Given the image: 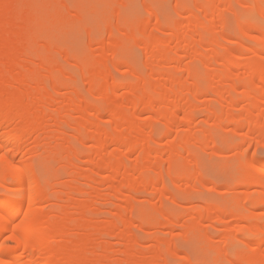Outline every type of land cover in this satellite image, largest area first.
Masks as SVG:
<instances>
[{"label": "bare ground", "instance_id": "bare-ground-1", "mask_svg": "<svg viewBox=\"0 0 264 264\" xmlns=\"http://www.w3.org/2000/svg\"><path fill=\"white\" fill-rule=\"evenodd\" d=\"M1 1L2 0H0V4H1ZM11 1L14 2V0H11ZM15 1H17V0H15ZM205 1H206V4L205 5L202 4L203 6H202L201 10L204 11L205 16L203 17V20L205 19L206 23L202 22L199 19L200 17L199 18L196 17L197 15L193 14L194 12L192 11V9H189V11L184 9L185 10L184 13L185 12L187 14H188V12L190 13L189 23H186L187 25L183 28L180 27L183 30L178 31V33L175 34L174 39L172 40L173 42L168 40L166 37H164L168 33L166 32V28H163L164 26L162 27L160 24L157 25V28L155 30L159 34V36L156 37V36H150V35H144L143 34L137 38L138 42L140 44H143L147 41H151V39L156 40V42H155L156 46H154L155 45L154 41L152 42L154 44L153 46L155 49L148 50L149 51L148 56L150 57V62L147 64V70L149 71V76L151 78H156L160 81L159 84H154L148 78L142 77L140 70H136L135 68L130 67L126 63H124V65L126 64L125 67H127L128 69L126 70L127 72L126 71L125 72L128 73L133 78L132 81L127 82L126 84L121 83L120 80L115 78L113 75L114 69H116L118 66H120L123 63L114 64L113 65L114 68H112L107 63L97 62L96 66L94 68H92L90 71H88V70L86 71V73L88 72L87 74L84 72V70H82L83 73L86 74V78H88V76H91V79L89 81L90 82L89 95L96 96L99 98L101 103L98 105L90 104L89 103V97L86 95H81L78 92V87H79L78 82H74L73 84H70L67 86H62V85L57 86L55 84H53V86H47L46 85L47 83L45 80L41 79L40 77H37V74L35 73L34 69L31 70V68L28 67V68H26V70H27L26 73L23 72V74L22 73L18 74L20 71L16 73L15 69H14L15 67L16 68L17 67L25 68L27 66H23L22 63H20V60L17 58V61H15L13 64L10 63L11 65H13V69H12V66L8 62L7 63L4 62V61H6L4 59L5 58L4 55L7 57V55L12 53L13 51H17L18 53L21 52L20 54H22V52H23V54H24L23 47L19 46V45L17 46L14 43V41L13 42L8 41V42H6V44L4 43V46L0 49V185L2 186V188L4 187L7 189L8 184L11 183V186L13 184V186L18 188L20 190V192L21 191L23 192V194L21 193L23 196L21 195L19 197L17 195L18 196L17 197L15 195L16 196L15 197V196H10L7 193L10 197H6V196L0 197V206H3L4 210L7 211L9 214L8 217H5L2 213H0V260L7 259V261H9L10 264H61V263L62 264H110L109 263L111 260L110 258H112L111 256L113 255V254H111L112 246L111 245L110 246L102 245L103 243L101 242L102 241L101 238L103 239L104 237L110 236V233H112L113 230H115V229H119L120 225H122L123 227L121 226L122 231L119 230V232H122V235H124L125 237L130 239L127 242L126 248L122 253L124 256H126L127 260L129 258L132 259L131 257L133 255V251L135 252L136 248L138 246L137 242H134L136 240L133 241L131 239L132 236H130L131 238L128 236L130 234L129 230L131 229V226H134V225H132V221L130 219H127L128 216L123 215L124 214L123 211H122L123 214H120L119 218H118L120 221V223H119L120 225L118 224L119 221H117V222L115 221V222H111V223L109 222L110 223L109 227H106L102 224H99L98 222L96 224H90L91 222L89 221L88 218L91 217L92 215L97 214V213L95 212V214H94L95 210L93 211L92 210L93 208L91 209L92 211L89 209H83L84 206H82V204H80L79 202L75 203V207L73 206L74 205L73 203H72L73 205L70 206L72 208L74 207L75 210H78L77 213H74L72 211L74 214H70V212L67 211V212H69V213H67L65 209H62V211H60V209H61L60 208L59 210L54 209V210H56V212L57 211L59 212L57 216L53 215V217H52L50 215V217L49 216L47 217V215L45 213L47 212V214H48L49 211H47V210L45 211L46 208H42V206H43V204L46 205V203H44V202H47V200H48L47 199L48 198L47 193H49V191H51V189L49 191H47L46 181H45V184H46V188H45V186H43L45 184L42 185V181L40 183V182H38V180L36 178L33 177V176L36 177V175H34L33 168L29 167L28 164H25V161L20 162V163L17 162V160H18L17 154H18L20 148L25 145L26 141L34 135H36L37 137L33 141L32 144L39 147L40 141H43V139L40 140L39 136H41L40 134H44V133L47 134V132L50 131L49 127L51 129H52V127H54V129H52V130H54V132L56 133L57 136H60L58 138H60V140H61L60 145H62V148H58L59 145L56 144V142H54V140H50V143H49L50 146L47 145L49 148L46 147V150H48V152L50 153V155L52 157L51 161L55 162V160H53V157L55 159L58 155V157H57L58 159L61 157L60 158L61 161L62 162L65 161V163H63V164H66V165H64V167L66 166V169L71 170V171H69L70 173L67 174L69 176V180L65 184H62L63 185L62 186V192L63 193H62V195L60 194L62 197L63 196L65 197L66 193L68 195L71 194V196H72V194L75 196V194L77 195L79 193L77 195L78 197H80L82 194L84 197V194L86 195L87 192L93 193V192L97 191V188H99L98 185L100 184V178H103V177L106 180V185L111 187L112 182L117 181V177L121 176L123 178V180L120 182L119 186L116 185V186H118V190L120 189V192H121V189H126V190H128V192L132 196L140 195L141 192L143 193L146 190V188H149V187H152L153 189L155 187L156 190L158 192L160 191L161 193L168 191V189L170 187L168 188V185L164 183V177H165V181L167 178H168L167 180H169V178L171 177L169 182L170 181L173 182L172 176L174 174H175L174 175L175 177H173L174 181L176 183L179 181V183H177V184L180 187H183L180 185V181H182L183 184H185V182H186V184H187V182L189 184L190 182L192 183L193 181L194 182L196 181L195 179L197 178V175L199 173L197 170L196 171L198 173L195 171L196 168L194 166L196 164H194V162H191L193 165L190 163L191 164V166H190L189 163L188 164L186 163L188 161H194V160H190L191 159L190 150L192 149V148H189L191 146L190 144H189L190 145L189 147H185L183 144L177 143V142L171 140L172 143L170 142V144H169V142H168V144L165 142L166 143V147L164 146L165 148L160 147L161 145H159L160 142H163V139L168 140L171 137L173 138V133L178 128L179 120L181 118V114L185 115L184 117H182V118H184V121H185L184 127H186L188 129V131L191 130L192 125L195 122L194 120L196 118L195 117L196 116L195 110L200 109V108H198L200 106L196 107V105L198 104L196 101L197 100L196 98L199 99L200 97H203L206 95L213 96L214 98L216 97L217 100L223 98V91H221L219 89L212 91L211 90L212 88L209 85L203 86V83H202V87H201L200 85H198L201 83H198V84L196 83V85H195V86H197L196 88L194 85H193L194 87L190 86L188 80L185 79L186 77L184 78V74L185 73L190 74L192 64L199 67V65H196V64L201 63L202 67L205 68L208 66L207 65L208 59L214 60L215 61L214 63H216L218 66L220 65L222 67H221V69L220 68L217 69L218 70V72L216 71L217 73L212 74V76L210 75L209 77L210 78L212 77L211 79H213V80L216 77V78H218L219 83H223V84H225L224 82L228 81V79H230L232 75L234 76V72L236 70L239 71V69L240 70L245 69L246 71L243 70L244 72H246V74H244V75L246 77H248L250 80L249 79L247 80L245 76L243 78L240 77L241 78V80H240L239 77L236 75L238 77L237 79H239V80L235 79V82L238 83V82H241V81L246 79V82L245 81L244 82L247 83V81H250L249 83H247V84H250V86L248 85L250 87V89H254V88L257 89L258 94H259L258 98L254 101V104L252 105V107H254V109H252V111L254 110L253 116L257 120H259V122L257 124L255 123L254 126H250V129L252 130L255 128H264V111L262 110V107L264 105V95L262 94L264 92V37H257V41H256L257 47L255 46L256 47L255 49H252V47L250 49V48H247L244 46V44H246V42H248L250 40L253 41L252 40L253 39V32L258 31V32H261V34H262L263 30H262V28L260 29L257 26L256 27L254 26V27H252V29L249 32L246 33L244 31L243 32L244 34H242L241 39H239L238 42L235 43L238 47L233 48L234 43L232 44V42H229L228 40L226 41L228 34L225 33V30L228 28V26H227V28L225 29V24H226V22L228 23V20L230 22V17L227 20L228 15L226 16L224 14V11L222 9L221 10L219 9V7H221L223 2L221 1L222 3L220 5L219 0H218L219 3H217L216 1L214 2L213 0H205ZM253 1H254V4H252L251 7L255 6V7H252V9L255 10L259 7V5H261L260 1L262 2L263 0H253ZM3 2H2V4H3ZM201 2H202V0H201ZM222 6H224V4ZM1 7H3V6H1ZM1 7H0V9H3ZM225 7H227V6L225 5ZM223 9H225V8H223ZM227 9H228V7H227ZM227 9H225V10L229 11L231 9L230 11L232 12V11H234L235 7L230 4L229 9L228 10ZM219 10L221 11L220 14H219ZM13 11H11V13L10 12L7 14L5 13V15H4V13L2 14L1 13L2 11L0 10V26L4 25L3 23H6L7 22L6 20L8 18H12V19L14 18V20H15V18H16L15 15H18L17 17H19L18 13L13 15V13L17 12V11H14V12ZM216 11H218V12L216 13ZM11 14H12V17H11ZM216 14H218V15H216ZM6 15H10V16H6ZM153 16H154V18H158L157 16L155 17V15L152 14V17ZM158 16H159V14H158ZM185 16H186V14H185ZM261 16L264 17V12H262V11H261ZM209 17H214L213 21L210 19L207 20ZM19 19H20V17H19ZM19 19H16L18 26L14 25L15 27H13V30L11 27V29L3 30V32L0 31V34L8 32V34H11V35L13 34L14 37L22 35L21 33H22L23 29L21 27L23 24L21 23L22 19L21 20H19ZM18 21H21V22L19 23ZM26 21H29V20H26ZM26 21H25V23H26ZM209 21H211V23L207 24V22H209ZM217 22L219 23L221 28H223L221 31V35H219L220 38L218 36V39H216V37L214 36L215 32H213L211 30V29H215V28H217V26H219V25H216ZM26 29L24 28V30H26ZM220 30L221 29H219V31ZM230 31H232V30H230ZM233 31H235V30H233ZM27 33H28V30H27ZM104 33H105V31L101 32L102 36L98 42V48H99V52H100L99 55L101 58H103L104 55H106L109 50H114V52H115V50H117V49L119 50V48L121 49V47L123 46L119 41L114 39L113 36L111 37L112 33L109 36L112 38V42H110V43L105 42V36H104L105 34ZM232 34H234V33H232ZM28 35H26V37H28ZM26 37L24 36V38H26ZM17 39H18V37H17ZM26 40L28 41V38ZM243 42H244V44H243ZM19 43H20V41H19ZM29 43H30V41H29ZM172 43L174 46H172ZM27 44H28V42H27ZM248 44H251V43H248ZM247 46H249V45H247ZM26 48H27V46H26ZM28 50H29V48H27V51ZM30 51H31V48H30ZM232 52H234L235 54L237 53L236 55H238V56H234L236 58L233 60L228 58L229 57L228 55L232 54ZM246 52H252L254 54V57L250 61H248V62L246 61L243 64L242 63L243 61L241 62V58H244L243 55H245L244 53H246ZM26 53L28 54V52H26ZM122 53H123V51H122ZM181 53H184L185 55L183 56V55H181ZM205 53H208V55H206ZM116 56H118V55H116ZM246 56H247V54H246ZM24 57H25V55H24ZM182 57L183 58L187 57L189 60H191L192 61L191 64L190 65L187 64L184 66L183 62H182L183 61ZM202 59H204V60H202ZM189 60H187V61H189ZM99 61H100V59H99ZM123 66H120V67L123 68ZM194 68H196V67H194ZM28 69L31 70V72ZM112 69H113V71H112ZM198 69L199 68H196V70H198ZM22 70L24 71V69H22ZM102 71H105V72L110 71L113 76L109 75V74H111L110 72L109 73L106 72L107 74H105ZM243 71H242V73H243ZM199 72H200V70H199ZM85 74L83 75L84 77H85ZM239 74H240V72H239ZM201 76H202V73H201ZM22 77H24L23 82L25 80L27 82L25 81L26 83L24 82L25 84H22L23 82L21 80L20 88H19V86H18V89L14 88V83L19 84V82H20L19 78H22ZM258 77H259L260 82L255 81L256 82L255 83L254 80ZM194 78H196V76H194ZM195 80H198V78ZM226 84H227V82H226ZM230 84H232V83H230ZM242 84H243V82H242ZM191 87H193V89L194 88L197 89V92L196 91L193 92V93L196 92L197 94L192 93L193 90L191 89ZM63 89L68 90L70 95L68 97L65 96L66 98L63 97L64 99H62L61 101L59 99V102H60L59 103V102H57L58 96L62 92L61 90H63ZM228 89L229 90L227 91V93L231 94L233 91H235L236 86L234 85V86H232V88H228ZM190 90H192V91H190ZM228 94H227V96H228ZM247 96H248L247 94H244L242 98L244 99ZM217 100H215V101H217ZM207 101H205V102H207ZM240 101H239V103H240ZM56 102L58 104H60V105H58V110H57L58 115L53 116L52 114L48 113L47 111H48V109H50L49 107L55 106L54 104H56ZM103 102H108V103L110 102L111 107L108 105L105 106ZM235 103H237V105H238V102H235ZM225 106H226V104H225ZM235 106H236V104L234 105V103L232 101L229 102V104L226 108V112L224 113V115L226 117L225 121H227V119H229V118L231 119V117H233V114H234L233 112L235 110H237L235 108ZM241 109L243 111V108H241ZM25 110L27 113L25 112ZM70 111L75 112L80 117L81 121H70V120H68V118L66 119V116H67V114L70 113ZM223 111H225V110H223ZM245 111H247V110H245ZM24 113H25V115L28 114L27 118L24 115ZM144 113L153 114V117H149L150 119H149V122L147 121V124L145 125L146 127L145 126L143 127L142 124H144V123L139 124L140 123L139 122V119H140L139 116H141ZM243 114H244V112H243ZM250 115H252V114H250ZM213 116H214V114H213ZM105 117H108L107 121H105ZM205 117H206V114H205ZM16 118L17 119L22 118L21 122L18 123ZM215 118H217V117H215ZM220 118H222V117H220ZM233 118H235V117H233ZM236 119H238V118H235V120ZM49 121L52 122L53 124H49ZM242 121H243L242 119H239V121L233 122L234 123L233 124L234 125L233 132L234 131L235 132H239V131L242 132L245 129L246 123L244 122L245 124H243ZM196 122H197V120H196ZM204 122H205V120H204ZM253 123H251V124H253ZM156 124H159V125H156ZM215 125H218V124L216 123ZM215 125L213 126V128L211 130L214 129ZM197 126H198V124H197ZM147 127L149 128V131L151 130L150 131L152 133L151 136H153L154 134L155 135L151 138L149 137L148 139H143L141 137L142 136L141 131L144 129H146V131H147ZM248 127H249V125H248ZM47 128L49 130H47ZM181 129H183V128H181ZM250 129H249V131L247 130L248 131L247 134H244V135L241 134L242 135L241 142H240V149L241 150L244 149L245 145L248 143V141L252 137L253 131H251ZM200 130H202V129H200ZM215 130H218V129H215ZM69 131L70 132L73 131L74 132L73 134H76L75 136H77L78 139H76L77 137H75V139L77 142H80V145H83V144L85 145V143L93 142V141H94V143H96V145L94 146V147H96L95 152H94L95 157H94V154L92 157L87 152L84 153V155L82 156V158L85 159L83 161L85 162V164L88 167V169H86L88 172L85 174L78 171L79 165L77 163L82 161V160H79V157L82 154H80V152L78 150H75L73 148L74 142H71V140L69 139V137L70 136L72 137V135L67 137L68 136L67 134ZM143 132H145V131H143ZM150 132H149V134H150ZM179 132H182V131H179ZM183 132H186V130L184 129ZM190 132L192 133V131H190ZM197 132H199V130L196 131V133ZM213 134H215V132ZM62 135L63 136L67 135V136L63 137ZM144 135L145 134H143V137H144ZM147 136H150V135H147ZM42 137H43V135H42ZM50 137H48V139ZM188 137H189V135H188ZM191 137H193V136H190V138ZM45 139H44V141H45ZM50 139L56 140V136H54V137L52 136V138H50ZM192 139H194V138H191V140ZM31 140H33V139H31ZM187 140H190V139H187ZM195 140H196V138H195ZM176 141H179V140H176ZM182 141L184 142V140H182ZM193 142H194V140H193ZM204 144L207 147L208 143L205 142ZM56 145H58V146H56ZM110 145H114L116 148L114 150V147H113L112 153L111 152L108 153L110 155V156L108 155L109 156V158H108V157H106L107 155H103L101 153H104V151L106 150V147L108 148ZM157 145H159L158 147H160L163 150H161V152L158 151L159 154L158 155L156 154V156H155V153L157 151L156 150ZM205 145H203V146H205ZM183 146L185 149L186 148L187 149L186 150L183 149ZM44 147L45 146L43 144V148ZM247 148H249V146ZM40 150L41 149H39V151ZM180 151L186 152L187 155L186 154H184L186 156L182 155ZM194 151H196V150H193V152ZM197 151H198V149H197ZM249 151L250 150L247 149V154L245 153L243 164H242L243 168L245 169V180H243V181H247V179H248L247 177L249 176L250 171L253 169L255 173L253 175H251V178L249 179V183L251 185H254V184L259 183V182L261 183L262 180L264 181V170L261 169V164L264 163V161L259 162L257 155H256V152H254V154L252 153L253 155H250L248 153ZM65 152H67L66 153L67 156H66ZM200 152H202V151H200ZM135 153H139L140 156L137 158L135 163H133V164H131L132 162L128 163V161H131L130 158L131 157L133 158V155ZM166 153L169 155L167 156ZM37 154H40V153H37ZM63 154H65V158H63L64 157ZM68 154H70V155L68 156ZM102 155H103V157H102ZM154 156H155V158H154ZM180 156L182 157L183 160L180 159L181 158ZM197 157L199 158V156H197ZM18 161H20V160H18ZM51 161H50V163H51ZM56 161H57V159H56ZM34 164H36V163H34ZM55 164H56V162H55ZM166 164L168 167L166 166ZM53 165H52V167H53ZM59 165L61 166V164H59ZM36 166H35V168H36ZM165 166L168 169L167 172H165V170H164ZM192 166L194 167V169ZM52 167H50V169ZM56 167H58V164H57V166H55V168ZM178 167H181L179 169V171L181 173L179 172V174L177 175L176 173L178 171ZM175 168H176V170H174ZM52 169H54V167ZM59 170H62V169H59ZM21 172L24 174L23 180H21L18 176V174ZM56 172H57V170H56ZM151 172H152V175L154 173V176H150ZM59 173L61 174V172H59ZM63 173H65V172H63ZM166 173L169 176L167 178H166V176H167ZM38 174L39 173H37V175ZM60 174H59V176H60ZM54 175L56 177V175H58V174H54ZM135 175H140V179H138L139 180L138 184H133L131 182L132 181L131 179H134L133 177H136ZM60 177L62 178V176H60ZM199 178H201V175ZM199 178H197V179L199 180ZM213 179H214V177H213ZM39 181H40V179H39ZM83 181L90 183V184H87L86 182H84V183H86L84 185H87V186L89 185L90 190L89 189H83V188H82L83 189L82 190V189L78 188L79 187L78 184H80ZM175 182H173L174 185H175ZM182 182H181V184H182ZM52 183L53 182L51 180L50 184H52ZM160 184L167 185V186H162V188H161V187H159ZM177 184L175 186H177ZM188 184H187V186H188ZM195 184L198 185V183H195ZM218 184L220 185V183H218ZM170 185H172V184H170ZM219 185H218V187H219ZM116 186H114V187L117 188ZM158 187H159V189H158ZM190 187H192V186H190ZM8 188H9V186H8ZM49 188H50V186H49ZM172 188H174V187H172ZM106 189H107V187H106ZM184 189L182 188L181 190H184ZM87 190H89V191H87ZM228 190H229V188H228ZM147 191H150V190H147ZM26 192H28V193L26 194ZM60 192H61V190H60ZM64 192H66V193H64ZM153 192H155V191H153ZM117 193L110 194V196L116 197ZM167 193H169V192H167ZM179 193H177V194H179ZM4 194H2V195H4ZM49 194L51 195V193H49ZM57 194H58V192L55 195L57 196ZM118 194L121 195L122 193H118ZM164 195H166V194H164ZM54 196H52V197L54 198ZM52 197H50V200ZM62 197L58 196V198H57L58 202H60L61 200H64ZM89 197H91V196H89ZM130 197H129L128 201L134 199L133 197H131L132 199ZM24 200L28 202V206L26 208V211H25L23 218L21 219V221L18 222L19 216H21L22 212L24 213L23 209H25V208H23V206H22V204L25 202ZM118 200H120V199H118ZM94 201H96V200H94ZM128 201H126L127 204L129 203ZM162 201H163V199H162ZM80 202H82V201H80ZM97 202H99V201H97ZM113 202H111V203H113ZM131 202H133V201H131ZM77 203H79V204H77ZM89 203H91V202H89ZM49 204H51V203H49ZM65 204H67V203H65ZM98 204H96V205H98ZM107 204H109V203H107ZM107 204H106V206H108ZM36 205H39V206H36ZM45 205H44V207H45ZM69 205H71V204L69 203ZM85 205H87V203ZM117 205L119 207V204H117ZM224 206H226V205H224ZM224 206L222 203L221 208L217 207V206L207 207L205 209L206 215L203 214L204 216L203 215L201 217L199 216L200 217L199 220L200 219L203 220V218H206V220H208L207 218H209L210 216H213V215L215 216V214L216 215L221 214L222 219L221 218L220 219L223 222H229L230 219L235 218L237 211H239L240 210L239 208H241L239 201L236 202L235 206L232 205L231 208H229V209L228 208L222 209V207H224ZM241 206H242V204H241ZM260 206H261V204H260ZM24 207H25V205H24ZM65 207H69V206L66 205ZM87 207H89V206H87ZM144 207H146V206H144ZM261 207L263 210V214L259 218H256L255 222L251 225V227L256 228L257 232H259V233H261V232L264 233V228L261 227L263 225V220H264V205H262ZM41 208L44 209L43 210V211H45L44 213H43V211H41L42 210ZM161 208H162V205H161ZM242 208H243V206H242ZM97 209L99 211V208H97ZM147 209H149V208H147ZM54 210H52L51 212H53ZM63 210H65V211L63 212ZM135 210H136V207H135ZM201 210L204 211L203 208ZM158 211H159L158 214L162 215V213H163L162 210L161 211L158 210ZM98 213H100V212H98ZM132 213H134V212H132ZM197 213L194 214L195 216L192 217V220H197L196 219V218H198ZM73 215H75V216H73ZM99 215L102 216V213ZM134 215H136V213ZM95 216H97V215H95ZM116 216H117V214H116ZM125 216L127 218H125ZM134 218H135V216H134ZM90 219L93 220L95 218L91 217ZM146 219H148V218H146ZM168 219L169 218H166V220H168ZM170 219L167 222L169 225L168 227H170L171 224H173L172 226H175L174 222H173L174 220L171 221ZM209 219H211V217ZM220 219L218 218L217 220L219 221ZM244 219H246L245 216L240 214L238 220L244 221ZM10 221H15V223H11V225L9 226ZM138 221H140V219ZM135 222H137L136 219H135ZM209 222H211V221H209ZM166 225L167 224H165V223L163 224L164 227ZM201 225H199V227ZM163 226H161V227H163ZM184 226H183V228H184ZM191 226H193V225H191ZM88 228L94 229L96 231V232H93V234L96 236V237L94 236L95 238L93 237V239H88V238H92V237H87V236L82 234L81 231L83 230V232H84L85 229H88ZM132 228H134V227H132ZM234 229H238L237 226H235V228H233V231H234ZM199 230H200V228H199ZM207 230H209V229H207ZM224 230L225 229H223V232H224ZM71 231H78V233L75 232L76 236L78 237V240H77V238L76 239L73 238L74 237L73 235H72L73 237H71V234H73ZM183 231L185 232V230H183ZM202 231H203V229H202ZM226 231H228V230H226ZM252 231L255 234V231L254 230H252ZM119 232L117 231V233H119ZM202 233H204V231ZM205 233H206V231H205ZM229 233H230V230H229ZM188 235H189V233H188ZM199 235H201V234H199ZM203 235L204 234H202V236ZM184 236H186V235H184ZM8 237H11V239L9 240ZM110 238H112V237L110 236ZM113 238H114V236H113ZM127 238H125V239H127ZM208 238H209V236H208ZM133 239H135L134 236H133ZM99 240H100L101 244L99 243ZM108 242L109 241H107V243ZM188 242H190V241H188ZM200 242H202V241H200ZM190 243L192 244V242H190ZM194 243H196V242H194ZM194 243H193V245H194ZM199 243L197 242L196 244H199ZM82 244L87 245L86 247L88 248L87 252H89V253H87L88 257H86V259L85 258H78V257H81V255L79 256L78 251H81L79 249L83 247ZM202 244H203V242H202ZM261 244H264V238H261L259 242H255L252 239L246 240L245 246H247V248H249L253 251V252H250L252 254V256L249 257L251 264H260V263L264 264V256L262 258L261 257L262 254L259 253V250L261 249L260 248ZM193 245H192V247H193ZM168 246L169 245L166 244V247H168ZM169 248H171V247L169 246ZM173 249H174V247H173ZM205 249H206V247H205ZM72 250H73L74 254H75V252H76V254H78L77 258H74V256H72L73 254H69V252H71ZM98 250H100V252L102 254H100V256H97L98 254L94 255L93 253H95ZM83 251H84V249H83ZM209 251L208 252L206 251V252L209 253ZM221 251H224V249ZM167 252H168V250H167ZM189 252H190V250H189ZM211 252H212V250H211ZM136 253H137V251H136ZM171 253H172V250H171ZM207 253H206V255H208ZM175 254H177V253H175ZM194 254H195V252H194ZM201 254H203V253H201ZM164 255H167V254H164ZM248 255H249V253H248ZM171 256H172V254H171ZM189 256L192 257V254ZM197 256L200 257V259L197 258V260L201 261V256L200 255H197ZM57 257H59L61 262L60 261L58 262L59 259ZM229 257H230L229 255H226L225 261L228 262L230 260ZM243 257L246 258L248 256L245 253ZM81 259L82 260L85 259L84 262ZM170 259H171V257H170ZM207 259H209V258H207ZM56 260H57V262H56ZM141 260H142V258H141ZM128 261H124V263L128 262ZM200 261H198V262H200ZM155 262H157V261H155ZM169 262H171V261H169ZM193 262H194V260H193ZM140 263L141 262H138V264H140ZM160 263L157 262V264H160ZM126 264H130V263H126ZM161 264H163V263H161ZM199 264H201V263H199ZM216 264H217V262H216Z\"/></svg>", "mask_w": 264, "mask_h": 264}, {"label": "rangeland", "instance_id": "rangeland-1", "mask_svg": "<svg viewBox=\"0 0 264 264\" xmlns=\"http://www.w3.org/2000/svg\"><path fill=\"white\" fill-rule=\"evenodd\" d=\"M204 1L205 0H202V2H201V0H17V1L14 0V2H13L11 0L10 1L9 0H2L1 4H0V7L3 6V7H1L3 9H0L2 11L1 13L2 14L4 13V15H5V13L6 14L9 12L11 13V11H13V10L17 11L16 13H13L14 11L12 12L13 15L17 14V13L19 14L20 19H19V17H17L18 15H15L16 16L15 20L16 19H19V20L22 19V22L21 21H18V22L19 23L21 22L24 26L22 25V27H21L23 29V31L21 33L22 35L15 36L16 38L14 37L13 34H12L13 36L11 34H8V32L1 33L0 34V49L4 46V43L6 44V42H8V41H11V42L14 41V43L17 46L19 45V46L23 47L24 54H23V52H22V54H23L22 55V54H20L21 52L18 53L17 51H13L12 53L9 54L10 56L7 55V57H6L4 55L5 58L4 57L3 58L6 60L4 62H6V63L8 62L9 64L10 63L13 64L15 61H17V58H18L20 60V63H22L23 66H27L25 68H23V67H17L16 68L15 67L14 69H15L16 73L19 71L20 72L18 74H20V73L23 74V72L26 73L27 72L26 68H28V67L31 68V70L34 69L35 73L37 74V77H40L41 79L45 80L47 83L46 84L47 86H53V84H55L57 86H59V85L60 86L61 85L67 86V85L73 84L74 82H78L79 83L78 92L81 95L88 96L90 104L98 105L101 103L99 98L96 96L89 95V89H90V87H89L90 82L89 81L91 79V76H88V78H86V74L88 73V72L86 73L87 70L90 71L92 68H94L96 66L97 62L107 63L112 68H114L113 67L114 64L123 63L120 65V66H123L124 63H126L130 67L135 68L136 70H140L142 77L148 78L154 84H159L160 81L156 78H151L149 76V71L147 70V64L150 62V57L148 56V52H149L148 50L155 49L154 46H156V44H155L156 40L151 39V41H147L143 44H140L138 42L137 38L143 34L144 35H150V36H156V37L159 36V34L155 30L157 28V25L160 24L162 27L164 26L163 28H166V32L168 33L164 37H166L168 40L172 41L174 39L175 34L178 33V31H182L183 30L182 28L187 25L186 23H189L190 13L188 12L189 15L186 12L184 13L185 10L189 11V9H192V11L194 12L193 14L194 15L196 14L197 15L196 17H198V18L200 17L199 19L202 22L206 23V20L205 19L203 20V17L205 16L204 11L201 10L202 6L206 4V1L205 2ZM213 1L214 2L216 1L217 3H219V1H220V5L223 2L224 6H222L223 5L222 4L221 5L222 8L219 7V9L220 10L222 9L226 16L228 15L227 20L230 17V22L228 20V23L226 22V24H225V29L228 26V28L225 30V33L228 34L226 41L228 40L229 42H232V44L234 43L233 48L238 47L235 43H237L238 40L241 39V36H242V34H244L243 33L244 31L247 33L254 26L255 27L257 26L260 29L262 28V30H263L262 34L263 35L261 34V32H258V31L253 32V39H252L253 41H251V40H250L251 42L245 41L246 44L249 46H247L243 42L245 47L250 48V49L252 47V49H255L257 47L256 46L257 37H264V17L261 16L260 5L257 9L253 10L251 7V5L254 4L253 0H219V1L213 0ZM2 2H3V4H2ZM260 3L264 4V0L262 2L260 1ZM230 4L235 7L234 11H232V12L230 11L231 9L229 11L225 10V9H227V7L229 9ZM225 5L227 7H225ZM223 8H225V9H223ZM220 10H219V14L221 13ZM217 12L218 11H216V13ZM157 13L159 14V16ZM152 14L155 15V17L157 16L158 18H154V16L152 17ZM185 14H186V16H185ZM216 15H218V14H216ZM6 16H10V15H6ZM11 17H12V14H11ZM209 19L213 21L214 17H209L207 20H209ZM15 20H14V18L13 19L8 18L6 20L7 22L3 23L4 25H1L2 27L0 26V29H1L0 31L3 32V30L11 29V27L13 30V27H15L14 25L18 26L17 20L16 21ZM26 20H29V21H26ZM25 21H26V23H25ZM208 23L210 24L211 21L207 22V24ZM216 25H219V23L217 22ZM180 27H182V28H180ZM24 28L25 29L27 28V29L24 30ZM215 29H211V30L213 32H215L216 35L214 34V36L216 37V39H218V36L221 35V31L223 28H221V26L219 25ZM219 29H221V30L219 31ZM27 30H28V33H27ZM230 30H232V31H230ZM233 30H235V31H233ZM104 31H105V33H104L105 35L104 34L103 35L105 36V42H107V43L112 42L111 37L113 36V38L116 39L117 41H119L123 46L121 45L122 47L120 46L121 49L120 48H119V50L117 49L118 51L115 50L116 53L114 52V50H109L107 52V54L104 55L103 58H101L99 55L100 52H99V48H98V42L102 36L101 32H104ZM232 33H234V34H232ZM110 34H111V37H109ZM26 35H28V37H26ZM24 36L26 38H24ZM17 37H18V39H17ZM27 38H28V41L26 40ZM219 38H220V36H219ZM19 41H20V43H19ZM29 41H30V43H29ZM153 41H154L155 45L152 43ZM27 42H28V44H27ZM248 43H251V44H248ZM26 46H27V48H29L28 51H27ZM172 46H174L173 43H172ZM30 48H31V51H30ZM122 51H123V53H122ZM26 52H28V54ZM234 52H232L233 55L232 54L228 55L229 56L228 58H230L231 60L236 58L234 56H238V55H236L237 53L235 54ZM205 54L208 55V53H205ZM244 54H245V55H243L244 58H241V62L243 61L242 62L243 64L246 61L247 62L250 61L254 57V54L252 52H246ZM246 54H247V56H246ZM24 55L26 58L24 57ZM116 55H118V56H116ZM181 55L184 56L185 54L181 53ZM98 58L100 59V61ZM182 60H183L182 62H183L184 66L187 64L190 65L192 62L187 57H184V58L182 57ZM187 60H189V61H187ZM202 60H204V59H202ZM214 62H215L214 60L208 59L207 60L208 66L205 68L202 67L201 63L196 64V65H199V67L192 64L190 74L185 73L184 78L186 77L185 79L188 80L190 86H193V85L195 86L196 83L197 84L201 83L198 85H200L202 87V83H203V86L209 85L212 88L211 89L212 91L217 90V89L223 91V98L217 100L216 97L214 98L213 96H210V95L200 97L199 99L196 98L197 99L196 101L198 103V104L196 103L197 104L196 107L200 106V107H198L200 109L195 110L196 114L195 113L194 114L196 115L195 116L196 118L194 120L195 122L192 125V128L194 130L192 128L190 130V131H192V133L190 131H188V129L186 127H184L185 121H184V118H182V117H184L185 115L181 114V118L179 120V125H178V128L173 133V138L172 137L169 138L170 140L169 139L168 140L163 139V142H160V144H159V145H161L160 147H163V148L166 147V143L168 144V142H169V144H170V142L172 143V141H175L177 143H181L185 147H189L191 145L189 147V148H192L191 150L189 149L190 155H191L190 160H194V161H188L186 163L190 164L191 162H194V164H196L194 166L196 168L195 171L197 170L199 172L198 173L196 171L199 175V176L197 175V178H199L201 175V178H199V180L196 178L195 182L193 181L192 183L190 182L189 184L187 182L188 186H187L186 182H185V184H183V182L180 181V185L183 186V187H180L177 184V183H179V181L177 183L174 181L173 177H175L174 176L175 174L173 173L174 172L173 171L172 173L174 175L172 176V179H173V182H175V185L177 184V186H175L172 181H170L171 183L169 182L171 177L169 178V180H167L168 179L167 177H169V176L166 173L167 176L166 175L165 176L167 179L165 181V177H164V183L168 185V188L170 187L168 189V191L162 192L163 193L162 194L160 191L158 192L155 187H154V189L152 187H149V188H146V190H145L146 192L144 191L143 193L141 192L140 195L132 196V195H130V193L126 189H121V192H120V189L118 190V186H119L120 182L123 180V178L121 176L117 177V181L112 182L111 187L106 185V180L103 177V178H100V184L101 183L102 184L101 185L99 184L98 185L99 188H97V191H95L93 193L87 192L86 195L84 194V197H83V194L81 196L79 195L80 197H78L77 195L79 193L77 195L75 194V196L72 194V196H71V194L68 195L66 192H64V193H66L65 197L64 196L62 197L61 196L63 193L62 192V186H63L62 184H65L69 180V176L67 174L70 173L69 171H71V170L66 169V166L64 167V165H66V164H63V163H65V161L62 162L60 159L61 157L58 159L57 158L58 155L55 159L53 157V160H55L56 164L54 161H51L52 157H51L50 153L48 152V150H46V147L49 148L48 146H50L49 145L50 140H54V142H56V144L59 145V146L56 145V146H58V148H62V145H60L61 140H60V138H58L60 136H57L56 133L54 132V130H52V129H54V127H52V129L49 127L50 131H48V132L46 131L47 134L46 133L40 134L41 135V136H39L40 140L43 139V141H40V145L38 144L39 147L32 144L33 141L37 137L36 135H34L35 137L32 136L31 138H29L26 141L25 145L20 148V150L17 154V159L20 160V161L17 160V162L20 163V162L25 161V164H28L29 167L33 168L34 175H36V177L35 176H33V177L36 178L38 180V182H40V183L42 181V185L45 184V181H46L47 188H46V184L43 186H45L47 191H49L51 189V191H49V193H51V195L49 193H47L48 194V198H47L48 203L44 202V203H46V205L45 204H43V206L41 205L42 208H46L45 211L47 210L50 212V213L48 212L49 215L47 214V212L45 213L47 215V217L48 216L50 217V215L52 217H53V215L57 216L59 212L58 211L56 212V210H59L60 208H61L60 211H62V209H65L66 212L69 211L70 214L77 213L78 210L74 209L76 202H79L80 204H82V206H84L83 209L91 210L93 208L92 210L93 211L95 210L94 214L96 212L97 214H95V215H97V216L102 213V216L99 215L98 217L95 215H92L91 217L95 218L93 220L90 219L91 217H89L88 219L91 222L90 224H96L98 222L99 224H102L106 227H109V224L111 222L119 221V219H118L119 215L124 213L123 215L128 216V218L126 216H125V218L130 219L132 221V225H134V226H131V229L129 230L130 234L128 236L129 237L132 236V238L131 237L130 238L133 241L136 240L134 242H137V245H138L136 248L137 253H136V251L135 252L133 251V255L131 257L132 259L129 258L128 259L129 261L127 260L126 256H124L122 254L126 248L127 242L130 239H128L127 237L122 235V232H119V230L122 231L121 230L122 225L119 224L120 223V221H119L118 224L120 225V228L113 230L114 233L112 231H111L112 233H110V236L112 238H110V236L104 237L103 239L101 238V240H102L101 242L103 243L102 245H108V246L111 245L112 246L111 254H113V255L111 256L112 258H110L111 259L109 262L110 264H126V263L138 264V262H141L142 264H154V263L157 264V262L158 263L161 262L163 264H182V263L183 264H188V263L189 264H193V263L194 264H199V263H201V264H203V263L204 264H210V263L214 264L215 263L216 264V262H217V264H223V263L224 264H251L249 257L252 256V254L250 252H253V251L251 249L247 248V246H245V242L248 239H252L255 242H259L260 239L262 238V235H261L262 232L261 231H260L261 233L257 232L256 228L251 227V225L255 222L256 218H259L263 214V210H262L261 206L264 205V181L262 180L261 183L259 182V183H256L254 185H251L249 183V179L251 178V175H253L255 173L253 169L250 171L249 176L247 177L248 178L247 181H243V180H245V169L243 168L242 164H243L245 153L247 154V149L250 150L248 152L250 155H253L254 152H256V155H257L259 162L264 161V151L260 150V145H264V128H255L252 130L250 129V126H254L255 123L257 124L259 122V120H257L253 116L254 110L252 111V109H254V107H252V105L254 104V101L258 98L259 94H258L257 89H255V88L250 89V87H249L250 84H247L250 81H247V83H245L246 79L247 80L249 79L248 77H246L244 75V74H246V72L243 71L245 69H242V70L239 69V71L236 70L237 72L236 71L234 72V76L232 75L231 78L228 79V81H226L227 84H226V82H224L225 84L219 83V80L216 77H215L216 79L214 78V80L211 79L212 77L210 78L209 76L210 75L212 76V74L217 73L218 72L217 69L218 68L221 69V67H222L220 65L218 66ZM126 64L123 66L124 69L121 68L120 66H118L116 69H114V72H113L114 77L117 78L118 80H120V82L123 84L124 83L126 84L127 82H130L133 80V78L128 73H126L127 72L126 70L128 69L127 67H125ZM11 66L13 69V65H11ZM194 67L199 68V69L196 70V68H194ZM22 69H24V71ZM31 70H29V71L31 72ZM82 70H84V72L86 74L83 73ZM199 70H200V72H199ZM112 71H113V69H112ZM242 71H243V73H242ZM102 72L107 74L110 71H108V72L106 71L107 73L105 71H102ZM239 72L241 75L239 74ZM201 73H202V76H201ZM84 74H85V77L83 76ZM109 75L113 76L112 73ZM236 75L239 77L240 80L244 76L246 77V79L237 83V82H235V79L236 80H239V79H237L238 77ZM194 76H196V78H194ZM23 78L24 77L19 78L20 79L19 84L14 83V88L18 89V86L20 88L21 80H22V82L24 80ZM197 78H198V80H195ZM256 79L254 80V82L259 81V77ZM24 82L22 84H25L27 81L25 83ZM229 82L232 84H230ZM242 82H243V84H242ZM234 85L236 86L235 91H233L231 94H228L227 93V91L229 90L228 88H232V86H234ZM193 87H191V89L193 91L192 90H190V91H192V93L194 91L197 92V89H195L197 86H195V88H194L195 90L193 89ZM61 91L62 92L59 94L57 102H59V99L61 101L62 99L66 98L70 95L68 90L63 89ZM195 93H193V94H195ZM227 94H228V96H227ZM244 94H247L248 96L243 99L242 97ZM262 94L264 95V92ZM215 100H217V101H215ZM205 101H207V102H205ZM231 101L234 103V105L236 104L235 108L237 109L233 112L234 113L233 117L238 118V119L235 120V118L231 117V119L229 118V119H227V121H225L226 117H225L224 113L226 112V108H227L229 102H231ZM239 101H240V103H239ZM57 102H56V104H54L55 106L49 107L50 109H48V111H47L48 113L52 114L53 116L58 115L57 110H58V105H60V104H58ZM235 102H238V105ZM103 103L105 106L108 105L111 107L110 102L109 103L103 102ZM225 104H226V106H225ZM241 108H243V111ZM223 110H225V111H223ZM245 110H247V111H245ZM262 110L264 111V105L262 107ZM25 112H26V110H25ZM243 112H244V114H243ZM205 114H206V117H205ZM213 114H214V116H213ZM250 114H252V115H250ZM24 115H25V113H24ZM25 116L27 118L28 114ZM67 116H66V119L68 118V120H70V121H81L80 117L73 111H70V113L67 114ZM149 117H153V114L144 113L141 116H139V118H140L139 124L144 123V124H142L144 127L147 124V121L149 122V119H150ZM215 117H217L218 119ZM220 117H222V118H220ZM239 119L243 120L242 121L243 124L246 123L245 124L246 127L242 132L241 131H239V132L234 131L233 132V128H234L233 122L239 121ZM21 120H22V118H20V119L18 118L17 122L19 123V122H21ZM107 120H108V117H105V121H107ZM196 120H197V122H196ZM204 120H205V122H204ZM216 123L219 126L215 125ZM251 123H253V124H251ZM49 124H53V123L49 121ZM197 124L199 127L197 126ZM156 125H159V124H156ZM214 125H215V127H214V129H213L214 131H213L211 129L213 128ZM248 125H249V127H248ZM181 128H183V129H181ZM49 129L47 128V130H49ZM184 129L186 130V132H183ZM197 129L199 130V132L200 131L201 132L196 133V131H198ZM200 129H202V130H200ZM215 129H218V130H215ZM249 129L251 131H253L252 137L250 138L248 143L245 145L244 149L241 150L240 149V142H241L242 135L247 134ZM143 131H145V132H143ZM147 131H146V129L141 131L142 132L141 137L143 139H148L149 137L151 138L155 135L154 134L153 136H151L152 133L150 132L151 130L149 131L148 127H147ZM179 131H182V132H179ZM149 132H150V134H149ZM214 132H215V134H213ZM73 133H74L73 131L72 132L69 131L67 134L68 136L67 135H64V136L69 137L70 135H72V137L70 136L69 139L71 140V142H74L73 148L75 150H78L80 152V154H82L79 157V160H82V161L77 163L79 165L78 171L85 174L88 172L86 170V169H88V167L85 164V162L83 161L85 159L82 158V156L84 155V153L87 152L92 157L94 154V157H95L94 152H95L96 147H94V146L96 145V143H94V141H93V142H87V143H85V145L84 144L80 145V142L76 141V139H78V137L75 136L76 134H73ZM143 134H145L144 137H143ZM42 135H43V137H42ZM147 135H150V136H147ZM188 135H189V137H188ZM47 136L50 138H52V136L53 137L56 136V140L50 139V138L48 139ZM190 136H193L191 138H194V139L191 140ZM75 137H77V138L75 139ZM195 138H196V140H195ZM31 139H33V140H31ZM44 139H45V141H44ZM187 139H190V140H187ZM176 140H179V141H176ZM182 140H184V142ZM193 140H194V142H193ZM205 142L208 143L207 147L204 144ZM43 144L45 146L44 148H43ZM159 145H157V148H156L157 151L155 153V156H156V154L158 155L159 152H161V150H163L160 147H158ZM203 145H205V146H203ZM184 146H183V149H185ZM248 146H249V148H247ZM113 147L115 150L116 147L114 145H110L108 148L106 147V150L104 151V153H101V154L107 155L106 157L109 158L110 155L108 153H110V152L112 153ZM196 148L198 149V151ZM39 149H41V150L39 151ZM193 150H196V151L193 152ZM199 150L202 152H200ZM37 153H40V154H37ZM66 153L67 152H65V154ZM65 154H63V156H64L63 158H65ZM181 154L184 155V154H186V152L183 151V152H181ZM69 155L70 154H68V156ZM103 155H102V157H103ZM166 155L168 156L169 154L166 153ZM186 155H184V156H186ZM194 155L196 157L199 156V158L197 157L198 158L197 159ZM66 156H67V154H66ZM139 156H140L139 153H135L133 155L134 159L131 157L130 158L131 161H128V163L129 162L130 163L132 162L131 164L135 163V161L137 160V158ZM155 156H154V158H155ZM56 159L58 162L56 161ZM180 159L183 160L182 157ZM50 161H51V163H50ZM34 163H36V164H34ZM57 164H58V167L55 168V166H57ZM59 164H61V166ZM191 164H190V166H191ZM52 165H53L54 169H52L53 168ZM35 166H36V168H35ZM166 166H167V164H166ZM166 166H165L166 169L164 168L165 172H167V170H168L167 169L168 166L167 167ZM50 167H52V168L50 169ZM194 167H193V169H194ZM180 168L181 167H178L177 173L175 172L177 175L180 172L179 171ZM55 169L57 170V172ZM59 169H62V170H59ZM174 170H176V168ZM62 171L65 173H63ZM59 172H61V174ZM37 173H39V174L37 175ZM54 174H58V175H56V177H55ZM59 174H60V176H62V178L59 176ZM135 176L136 177H133L134 179H131L132 180L131 182L133 184H138V182H139L138 179H140V175H135ZM150 176H154V173L152 175V172H151ZM213 177H214V179H213ZM39 179H40V181H39ZM51 180L53 182L52 184H50ZM84 182H86V181H83L80 184H78V186H79L78 188L89 189V185L88 186L84 185L87 182L86 183H84ZM181 182H182V184H181ZM195 183H198V185ZM218 183H220L221 186ZM87 184H90V183H87ZM170 184H172L173 186ZM116 185H118V186H116ZM167 185L160 184L159 187L162 188V186H167ZM218 185H219V187H218ZM8 186H9V188H8ZM8 186H7V189H8L7 190L4 187L2 188V186L0 185V197H5V196L10 197V196H15V195L16 196L18 195L20 197L23 194V192L22 191L20 192V190L18 188H16L15 186H13V184L11 186V183H10V184H8ZM49 186H50V188H49ZM114 186H116L117 188H115ZM190 186H192V187H190ZM106 187H107V189H106ZM159 187H158V189H159ZM172 187H174V188H172ZM182 188L183 189L185 188V189L181 190ZM228 188H229V190H228ZM60 190H61V192H60ZM89 190H87V191H89ZM147 190H150V191H147ZM153 191H155V192H153ZM57 192H58V194L56 196L55 194ZM117 192L122 193V194L120 195ZM167 192H169V193H167ZM27 193L28 192H26V194ZM114 193H117L116 194L117 196L111 197L110 194H114ZM177 193H179V194H177ZM2 194H4V195H2ZM164 194H166V195H164ZM52 196H54V198ZM58 196L62 197L65 201L59 200L60 202H58V199H57ZM89 196H91V197H89ZM130 196L133 197L135 200L133 199V200L128 201ZM50 197H52L51 200H50ZM161 198L163 199V201ZM118 199H120L121 201ZM94 200H96V201H94ZM80 201H82V202H80ZM88 201L91 203H89ZM97 201H99V202H97ZM126 201H128L129 203L127 204ZM131 201H133V202H131ZM237 201L240 202L241 208H239L240 210L237 211L235 218L230 219L231 221L229 220V222H223L221 220L222 219L221 214H217V215L215 214L216 217L214 215H213L214 217L210 216L211 219H209L210 218L209 217V218H207L208 220H206V218H203V220L202 219L199 220V218L203 214L206 215L205 209L207 207L217 206V207L221 208L222 203H223V206L224 205H226V206L222 207V209L223 208L229 209V208H231L232 205L235 206ZM25 202L23 203L25 205V207L22 204L23 208H25V209L22 208L24 210V213L22 212L21 216H19L18 222L21 221V219L23 218L25 211H26V208L28 206V202L27 201H25ZM111 202H113V203H111ZM49 203H51V204H49ZM65 203H67V204H65ZM69 203L71 205H69ZM79 203H77V204H79ZM84 203L85 204L87 203V205H85ZM95 203L96 204L99 203V204L96 205ZM105 203L106 204L109 203V204H107L108 206H106ZM117 204H119V207ZM241 204H242L243 208H242ZM260 204H261V206H260ZM44 205H45V207H44ZM66 205L69 207L73 205L74 207L73 208L72 207H70V208L65 207ZM133 205L136 207V210H135V207ZM161 205H162V208H161ZM36 206H39V205H36ZM87 206H89L90 208ZM144 206H146V207H144ZM97 208H99V211ZM147 208H149V209H147ZM202 208L204 209V211L201 210ZM54 209H56V210H54ZM43 210L44 209H42L41 211H43ZM52 210H54L55 212L54 211H53L54 213L51 212ZM65 210H63V212ZM158 210H160V211L162 210V212H163L162 215L158 214V212H159ZM45 211H43V213ZM122 211H123V213H122ZM69 212H67V213H69ZM98 212H100V213H98ZM130 212L131 213L134 212V213L131 214ZM135 213H136V215H134ZM195 213L198 214V218H196L197 220H192V217L195 216L194 215ZM116 214H117V216H116ZM240 214L245 216L246 219H244V221L238 220ZM73 216H75V215H73ZM134 216H135V218H134ZM146 218H148L149 220ZM166 218H169V219L171 218L170 219L171 221L174 220L173 222H174L175 226H172L173 224H171L170 227H168L169 225L167 222L169 219L166 220ZM218 218L219 219L221 218V219L218 221L217 220ZM135 219L137 222H135ZM139 219H140V221H138ZM209 221H211V222H209ZM164 223L167 224L165 227L163 226ZM191 225H193V226H191ZM199 225H201V226L199 227ZM263 225H264V220H263ZM161 226H163V227H161ZM183 226H184V228H183ZM235 226H237L238 229H234V231H233V228H235ZM132 227H134V228H132ZM199 228H200V230H199ZM88 229H85L84 232L82 230L81 232L83 235H85L87 237H92V238H88V239H93V237L95 236L93 234V232H96V231L94 229H90V228H88ZM182 229L185 230L186 233ZM202 229H203L204 233H202L203 232ZM207 229H209L210 231ZM223 229H225L224 232H223ZM116 230L120 234L117 233ZM226 230H228V231H226ZM229 230H230V233H229ZM252 230L255 231V234ZM205 231H206V233H205ZM71 232L73 233V234H71V237L74 236L73 238H75V239L77 238V240H78V237L75 234V232L78 233V231H71ZM188 233L190 236L188 235ZM199 234H201V235H199ZM202 234H204V235L202 236ZM184 235H186V236H184ZM113 236H114V238H113ZM115 236L116 237L118 236V237L116 238ZM133 236L135 239H133ZM208 236L210 239L208 238ZM125 238H127V239H125ZM107 241H109V242L107 243ZM188 241L192 242V244ZM200 241H202L203 244ZM101 242L99 240L100 244H101ZM194 242H196V243L200 242L201 244L200 243L196 244ZM193 243H194V245H193ZM166 244L169 245L171 248H169V246L166 247ZM192 245H193V247H192ZM82 246H83L82 248L84 249V251L85 250L86 251L84 252L82 248L79 249L81 251L77 250L79 252L78 253L79 256L81 255V257H78V258H85L86 259V257H88L87 253H89V252H87L88 248L86 247L87 245H85V244L84 245L82 244ZM173 247H174V249H173ZM205 247H206V249H205ZM260 248H259L260 249L259 253L262 254L261 257L263 258V256H264V244H261ZM188 249L190 250V252ZM223 249H224V251H221ZM167 250H168V252H167ZM171 250H172V253H171ZM211 250H212V252H211ZM206 251L207 252L209 251V253H207ZM194 252H195V254H194ZM175 253H177V254H175ZM201 253H203V254H201ZM206 253L208 255H206ZM245 253L248 256L246 258L243 257ZM248 253H249V255H248ZM69 254H73L72 256H74V258H77V255H78V254H76V252L74 254L73 250L71 252H69ZM93 254L94 255L98 254L97 256H100V254H102V253L100 252V250H98ZM164 254H167L168 256L164 255ZM171 254H172V256H171ZM191 254H192V257L189 256ZM197 255L201 256V261L197 260V258L200 259V257ZM226 255L230 256L229 257L230 260L228 262L225 261ZM170 257H171V259H170ZM57 258L59 259V257H57ZM141 258H142V260H141ZM207 258H209V259H207ZM84 260H82V261L84 262ZM168 260L171 262H169ZM193 260H194V262H193ZM59 261H60V259L58 260V262ZM124 261H128V262L124 263ZM155 261H157V262H155ZM198 261H200V262H198ZM56 262H57V260H56Z\"/></svg>", "mask_w": 264, "mask_h": 264}, {"label": "snow or ice", "instance_id": "snow-or-ice-1", "mask_svg": "<svg viewBox=\"0 0 264 264\" xmlns=\"http://www.w3.org/2000/svg\"><path fill=\"white\" fill-rule=\"evenodd\" d=\"M252 7H255V6H252ZM260 9L262 12H264V4L260 5ZM260 150L264 151V145H260ZM261 169L264 170V163L261 164ZM18 176L21 180H23L24 174L22 172L19 173ZM0 213H2L5 217H8L9 215L8 212L4 210L3 206H0ZM11 223H15V221H10L9 226L11 225ZM261 227L264 228V225H262ZM261 235H262V238H264V233H262ZM8 239L10 240L11 237H8ZM0 264H10V262L7 261V259H5V260H0Z\"/></svg>", "mask_w": 264, "mask_h": 264}]
</instances>
